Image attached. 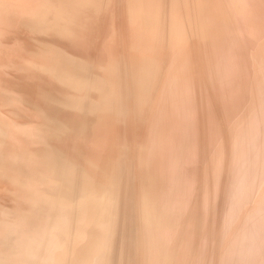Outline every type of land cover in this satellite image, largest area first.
<instances>
[{
    "label": "bare ground",
    "instance_id": "1",
    "mask_svg": "<svg viewBox=\"0 0 264 264\" xmlns=\"http://www.w3.org/2000/svg\"><path fill=\"white\" fill-rule=\"evenodd\" d=\"M1 27L0 264H264V0H0Z\"/></svg>",
    "mask_w": 264,
    "mask_h": 264
},
{
    "label": "rangeland",
    "instance_id": "2",
    "mask_svg": "<svg viewBox=\"0 0 264 264\" xmlns=\"http://www.w3.org/2000/svg\"><path fill=\"white\" fill-rule=\"evenodd\" d=\"M2 29L4 30V31H7L5 28H3V27H1L0 28V31H2ZM7 29H9V28H7Z\"/></svg>",
    "mask_w": 264,
    "mask_h": 264
}]
</instances>
